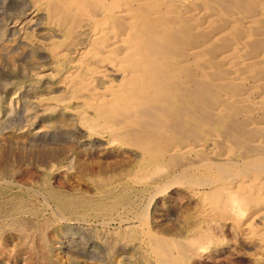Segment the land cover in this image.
I'll use <instances>...</instances> for the list:
<instances>
[{
    "label": "bare ground",
    "instance_id": "obj_1",
    "mask_svg": "<svg viewBox=\"0 0 264 264\" xmlns=\"http://www.w3.org/2000/svg\"><path fill=\"white\" fill-rule=\"evenodd\" d=\"M4 3L0 264H264V0Z\"/></svg>",
    "mask_w": 264,
    "mask_h": 264
},
{
    "label": "rangeland",
    "instance_id": "obj_2",
    "mask_svg": "<svg viewBox=\"0 0 264 264\" xmlns=\"http://www.w3.org/2000/svg\"><path fill=\"white\" fill-rule=\"evenodd\" d=\"M18 16H20V14H19V11L17 10H14V9H12L10 6H7L5 3H4V0H0V48L1 47H4L5 45L7 46V50H5V51H9V53L7 54L9 57H12L13 59H15V61L18 63V65H23V66H26L28 69H27V73H32L33 74V72H36L37 70H38V68L37 67H34V66H31L32 65V62L34 61L33 59L34 58H31V57H25L24 58V54H23V51H24V49L22 48L23 46H21V45H18V44H13V41L12 40H10V39H12L13 37H15L17 34H18V32H17V30H13V25L12 24H14L13 23V21L18 17ZM26 29H30V28H26ZM13 31V32H12ZM15 35V36H14ZM6 36V37H5ZM11 41L12 42V44H11V42H10V44H8L9 42ZM7 42V43H6ZM15 45V46H14ZM12 46V47H11ZM16 47V48H15ZM12 48V49H11ZM2 49V48H1ZM10 51H11V53H10ZM13 51V52H12ZM13 53V54H12ZM23 54V55H22ZM17 55V56H16ZM16 57V58H15ZM20 58V59H19ZM27 58V59H26ZM23 59V60H22ZM30 59V60H29ZM25 60H27V61H25ZM29 61H31V62H29ZM20 62V63H19ZM27 63V64H26ZM4 93V90H3V87H2V85L0 84V94L2 95ZM17 118V119H16ZM18 118H20V119H18ZM24 118L23 117H20L19 115L18 116H15L14 117V119H13V121L11 120V121H7V122H5V127L6 128H11L12 126L13 127H19V126H21V125H23V123L25 122V120H23ZM24 121V122H22V121ZM15 121H17L16 123H15ZM19 121H21V122H19ZM12 122H13V124H12ZM8 123H10V124H8ZM19 123V124H18ZM22 123V124H21ZM12 124V126H10ZM7 125V126H6ZM63 140V141H62ZM66 139H61V145H62V147L64 148V149H66V150H68V148L71 146V144L69 143V142H66L65 141ZM63 142H64V144H63ZM68 143V144H67ZM60 145V146H61ZM1 151H2V149H0V154H1ZM15 151L16 150H14V154H15ZM75 151H76V149H75ZM12 160V164L14 165V166H17V165H19V167H21V168H24V167H27V166H33L32 164H26L28 161H15V160H13V157L11 158ZM2 163V157H1V155H0V164ZM26 165V166H25ZM23 166V167H22ZM32 170V169H31ZM35 173V174H34ZM34 173H32V174H34V176H32V174H29V175H27V174H24V175H22V176H18V177H16V179H20V178H22V180L25 182L24 183V185H26V186H30L31 185V183H32V181H35V180H37V173L36 172H34ZM25 175H27V176H25ZM29 176V177H28ZM31 176V177H30ZM26 179H25V178ZM63 179V175H62V173L60 172V171H58L57 173H55V174H53L52 175V178H51V180H50V182H51V185L53 186V187H55V188H57V189H60V187H61V185H60V182H61V180ZM32 180V181H31ZM29 183H28V182ZM68 189V192L69 193H72L73 192V189H70V188H67ZM175 192V191H174ZM176 194H178V193H171V192H169V193H167V195L165 196V197H163V196H161V197H157L156 199H155V201H154V203L150 206V208H149V214H150V219H152V223H153V226H154V224H155V226L157 225V223H158V218L162 215V213L163 212H166V211H168L169 209V207L172 205V204H175V203H183V199L181 198V197H179V195H176ZM146 200H147V197H145L142 201H139V199H137L135 202H134V207H135V209L137 208V207H141V206H144L145 204H146ZM166 209V210H165ZM165 210V211H164ZM47 213H49V212H47ZM160 215V216H159ZM54 223V224H53ZM69 225H71V226H76V220L74 219V220H72V221H70V224ZM65 226V222H63V221H58V220H55V221H53L50 225H49V227L47 228V230H46V233H47V238H48V242H47V244L49 245V246H52V247H54L55 248V252H54V254H53V256H52V261L53 260H55V261H53V264H67V259L66 258H64V255L62 256V254L61 253H58L59 252V249H57L56 248V246H58V240H61L60 238H63L62 236H65L66 234H71V233H73V230H68L67 228H65L64 227ZM154 226V227H155ZM48 233H50V234H48ZM76 236V235H75ZM57 238V239H56ZM55 243V244H54ZM65 262H64V261ZM24 261H26V260H23V261H21V263L22 262H24ZM21 263H19V264H21ZM23 264H25V263H23ZM27 264V263H26Z\"/></svg>",
    "mask_w": 264,
    "mask_h": 264
}]
</instances>
